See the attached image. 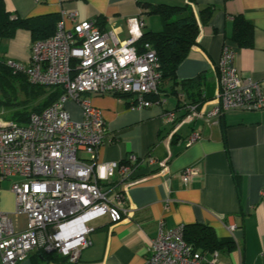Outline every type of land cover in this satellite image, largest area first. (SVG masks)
<instances>
[{
  "label": "crops",
  "instance_id": "0c3cea01",
  "mask_svg": "<svg viewBox=\"0 0 264 264\" xmlns=\"http://www.w3.org/2000/svg\"><path fill=\"white\" fill-rule=\"evenodd\" d=\"M188 1L4 3L18 17L76 11L78 20L91 19L100 29L113 30L122 41L127 37L128 17L140 16L144 33L161 29L159 17L146 13L142 3L184 5ZM190 5L198 24L195 43L178 64L175 81H161L158 93L148 96L155 102L152 106L131 108L129 96L115 93L81 95L101 111L106 130L97 161L118 163L106 182L112 194L124 193L128 213L115 222L104 215L92 223L91 243L80 249L73 262L45 260L32 251L17 264H141L160 223L164 229L198 223L209 226L219 239L230 237L232 249L219 250L216 264H264L260 257L264 252V107L228 110L215 123L204 116L216 102V63L225 43L234 47L233 64L242 80L258 82L264 95V0H194ZM206 6L213 7L207 19L200 14ZM238 14L254 26L251 47L230 42L233 17ZM7 41L2 54L25 61L33 42L29 31L19 28ZM65 107L74 119L80 118L75 103L66 102ZM167 112L173 120L166 119ZM191 134L197 136L188 143ZM129 154L139 162L121 170ZM146 158L163 161L164 166L149 165ZM186 167H194L197 173L184 183L180 173ZM14 219L22 228L23 217ZM229 223L235 225L232 233L226 228Z\"/></svg>",
  "mask_w": 264,
  "mask_h": 264
},
{
  "label": "built area",
  "instance_id": "2783aa9c",
  "mask_svg": "<svg viewBox=\"0 0 264 264\" xmlns=\"http://www.w3.org/2000/svg\"><path fill=\"white\" fill-rule=\"evenodd\" d=\"M125 26L127 37L119 41L113 30H102L91 19L78 20L76 11L62 10L54 33L33 41L25 61L6 59L30 83L59 86L63 92L30 113L23 124L0 116V192L4 180L18 177L9 186L12 211L0 207L1 264H17L36 250L56 251L73 262L91 243L92 220L107 215L115 222L128 213L124 193L112 194L106 182L118 163L97 161L106 130L101 111L81 97L83 93L127 95L131 108L155 103L148 96L158 93L161 75L154 48L139 42L144 21L140 16L128 17ZM233 57L234 47L223 44L216 63V102L204 114L206 121L215 123L228 110L264 107L260 84L242 80ZM66 102L79 107V119L72 117ZM166 119L173 120V114L167 112ZM196 136L191 134L188 143ZM138 162L136 155L129 154L120 169ZM146 162L164 166L153 158ZM196 173L194 167L184 168L182 182ZM15 216L23 217L22 228ZM226 228L232 233L235 225ZM183 232V225L164 229L160 223L141 264H216L217 250L199 252L184 240ZM260 257L264 260V252Z\"/></svg>",
  "mask_w": 264,
  "mask_h": 264
},
{
  "label": "trees",
  "instance_id": "16d2710c",
  "mask_svg": "<svg viewBox=\"0 0 264 264\" xmlns=\"http://www.w3.org/2000/svg\"><path fill=\"white\" fill-rule=\"evenodd\" d=\"M189 0L184 5L142 3L146 13L155 14L162 22L158 31L143 32L139 42H149L154 48L160 72V82L175 81V70L195 43L198 24ZM213 11L212 6L200 10L202 18L207 19ZM60 15L55 12L29 17H18L8 10L4 0H0V41L12 38L19 28L29 31L32 41L51 36ZM253 24L238 14L233 17L230 42L236 47H251L253 44ZM159 82V83H160ZM159 88V86H158ZM63 92L59 86L45 87L30 83L21 71H15L0 58V116L18 123H25L32 112H38L55 101ZM127 96V95H122ZM134 166L131 164V167ZM184 226L183 238L199 252L231 250V238H217L214 231L206 225L192 223ZM39 257L60 263H70L67 256L56 251L36 250Z\"/></svg>",
  "mask_w": 264,
  "mask_h": 264
},
{
  "label": "rangeland",
  "instance_id": "374dc122",
  "mask_svg": "<svg viewBox=\"0 0 264 264\" xmlns=\"http://www.w3.org/2000/svg\"><path fill=\"white\" fill-rule=\"evenodd\" d=\"M7 39H2L0 42V58L2 59H8L6 58V56H4V54H2L4 52V49L6 48L7 45ZM14 179H18V177H9L8 179L4 180L1 183V192H0V204H1V208H8L9 212L12 211L13 209V195L12 193L9 191V186L11 183V180ZM100 218H96L94 220H92L89 224L92 223H96L97 221H99Z\"/></svg>",
  "mask_w": 264,
  "mask_h": 264
}]
</instances>
